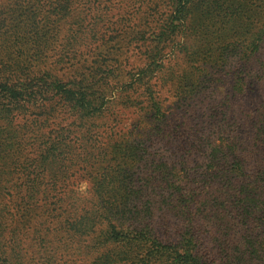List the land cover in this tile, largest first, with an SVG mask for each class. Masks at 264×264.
Wrapping results in <instances>:
<instances>
[{
    "label": "trees",
    "instance_id": "1",
    "mask_svg": "<svg viewBox=\"0 0 264 264\" xmlns=\"http://www.w3.org/2000/svg\"><path fill=\"white\" fill-rule=\"evenodd\" d=\"M34 1L36 10L40 11V6L48 4L42 14H47L46 10L50 15L68 4L67 0ZM103 1L110 3L111 0H88V3L96 6ZM168 2L169 12L155 19L150 31L136 33L142 43L140 50L149 60L148 66L120 87L144 86L147 92L151 91V76L159 70L158 73L163 74L162 86L171 83L176 95L187 100L196 92L201 93L206 82L212 79L201 67L197 72L179 70L178 61L165 70L166 59L161 58L170 54L177 56L179 52H184L186 57V53L191 55V46L184 40L192 32H197L204 40L203 43L199 40L200 50L209 46L210 32L204 18L213 17L215 11L221 12L224 5L204 10L202 0ZM236 4L239 2L228 0L225 23L228 28L241 23L240 34L239 38L228 36V46L240 48L238 53L243 56L237 66H232L237 67L235 71L228 66L218 71L219 74L231 72L233 89L243 93L248 88L246 75L257 73L253 61L263 50L264 36L260 32H264V27L244 36V32L251 31V25L243 24L248 17L243 18V6L236 7ZM261 6L264 8V4ZM85 9L69 18V9L63 14L67 15L64 18L69 26L67 33H73L65 35L55 63L74 67L72 80L63 82L49 71L31 72L22 78L23 70L18 71L9 61L4 63L5 70L0 76V264H209L200 254V236L192 218L185 219L186 227L175 240L161 232L157 220L158 212L161 216L171 210L166 206L179 207L183 214L194 217V207L207 204L228 215L230 230L223 241L226 246H222L227 249L228 264H254V256L247 258L245 253L254 251L256 257H261L255 243L250 240L247 248L240 245L246 235L248 239H258L259 235L253 233L257 227L264 228V154L260 153L262 147L256 142L250 145L249 138L231 136L228 132L231 137L228 145L212 144V152L206 154L202 166L204 169L197 172L196 168L201 166H195L185 170L179 183L173 180V169H167L162 163L144 174L147 182L126 187L120 180L121 170L109 165L103 173L94 176L90 197L74 194V167L80 165L79 169L85 170L91 165L93 169L92 164L99 157L106 159L110 145L101 144L100 134L92 131L77 136L76 129L66 126L63 119L52 123L54 116L47 114L46 103L60 97L57 104L67 101L69 110L82 113L81 118H98L103 106L109 103L104 90L118 85L112 84L111 72L105 66L103 70L101 65L96 68L86 65L89 59L82 48L88 42V33L95 31L93 40L100 39L95 28L88 30L90 24ZM195 11L200 12L198 17ZM44 26L47 30L38 28L36 23L29 32L34 34L33 48L36 40L46 38L43 35L52 30L51 25ZM17 33L14 40L18 52L22 53L21 43H26L22 41V33ZM43 43L47 44L48 40ZM210 47L213 50V46ZM109 59L107 56L103 62ZM188 61L195 68L189 58ZM158 73L155 81L161 80ZM99 83H104L103 88ZM146 97L148 99L138 102L150 105L145 109L144 120L149 122L150 128L161 131V124L166 123L161 102L154 90ZM33 107L43 111L30 113ZM88 123L93 126L91 121ZM101 126L95 127L100 129ZM258 140L260 136L254 141ZM261 142L264 146V137ZM140 149L141 146L129 149L136 161L140 156L135 152ZM199 181L203 182L202 186L197 185ZM206 183H210V189L201 195ZM166 188L172 189L168 197L158 192Z\"/></svg>",
    "mask_w": 264,
    "mask_h": 264
},
{
    "label": "rangeland",
    "instance_id": "2",
    "mask_svg": "<svg viewBox=\"0 0 264 264\" xmlns=\"http://www.w3.org/2000/svg\"><path fill=\"white\" fill-rule=\"evenodd\" d=\"M67 1L66 8L54 11L50 15L46 10L47 14H42L43 9L48 8V4L40 6V11L36 10L37 3L34 0H0V76H3L2 73L5 70L4 63L9 61L18 71L23 70L22 78L31 72L49 71L63 82L72 80L74 67L56 64V54L61 48L60 44L65 35L73 33V31L67 33L69 26L64 18H69L71 14L86 8L87 21L90 24L88 30L95 28L100 39L93 40L95 31L88 33V42L82 48L89 59L86 65L89 68L101 65L103 70L105 66V69L111 72L112 84L118 85L113 89L104 90L109 103L103 106L102 115L98 118L95 116L81 118L82 113L69 110L67 101H60L58 105L57 100L60 97L46 103L47 114L54 116L52 123L63 119L66 126L76 129L77 136L90 134L92 131L100 134L103 141L101 144L110 145L106 159L99 157L100 159L92 164L93 169L90 168L91 165H88L85 170L79 169L80 165L74 167L72 177L74 194L84 198L90 197L94 176L103 173L109 165L121 170L120 180L126 187L147 182V179L143 177L144 174L162 163L167 169H173V180L177 179V183L182 182L180 177L184 176L185 170L195 166H201L196 168L197 172L204 169L202 166L206 160V154L212 152V144H221L224 147L228 145V140L231 139L228 132L231 136L249 138L250 145L256 142L262 147L260 153L264 154V146L261 142L264 137V73H262L264 45L261 55H257L253 61L256 63L257 73L246 75L248 88L243 93L233 89L231 72L219 74L218 71L219 68L227 66L235 71L237 67L232 66H237L239 59L243 56L240 52L238 53L240 48L234 49L228 46V36L239 38L238 26L241 25L239 23L237 26L228 28V24L225 23L228 17V0H202L204 10H212L219 5H224L221 12L215 11L213 17L204 18L206 19L204 24L206 26L208 24L210 32L209 46L200 50L199 40L201 43L204 40L201 35L198 36L197 32H192L184 40L191 46L189 51L191 55L186 53V57L184 52H179L177 56L170 54L161 58L166 59L164 61L166 64L162 63V65L165 64V70L177 61L180 63L179 70L189 69L197 72V69L201 67V71L204 70L205 74L212 79L206 82V87L201 93L196 92L197 95L195 94L193 98L184 100L176 95L171 83L162 86L163 74L158 73L159 70L152 74L151 91L154 90L161 102V110L166 115V123L161 124V131L150 128L149 122L144 120L145 109L148 110L150 105L138 103L148 99L146 94L151 91L147 92L144 86L122 89L120 85L126 84L135 73L148 66L149 60L140 50L142 43L136 38V33L150 31L154 20L169 12L168 0H111L110 3L103 1L96 6L88 3V0ZM236 1L240 4H236V7L243 6V18L246 20L248 17L243 24L251 25V31L244 32V36H250L264 27V8L261 6L264 3L261 0ZM68 9V16L63 15ZM37 13L39 14L35 18L32 17V14ZM197 14L200 12L195 11L196 17H198ZM36 23L38 28L44 27L45 30H47L45 24L51 25L52 30L50 32L48 30L43 35L46 38L36 40L33 48L31 41L34 34L29 32ZM57 29L58 33H56ZM17 32L22 33V41L26 43L25 45L21 43L24 50L22 53L18 52L14 40ZM260 34L264 36V32ZM89 39L92 40L89 42ZM45 40H48L47 44L43 43ZM210 46H213V50ZM195 50L198 51L197 54L192 55ZM107 56L110 58L109 61L103 62ZM29 57H32L33 61ZM188 58L195 68L191 67ZM95 59L97 60L93 61ZM157 73L161 80L155 81L154 77ZM101 85L104 86V83ZM101 85L98 84L103 88ZM42 111L41 108L33 107L30 113L39 114ZM90 121L93 123L92 127L88 123ZM95 126H101V128L98 129ZM258 136L260 140L254 141ZM133 146L142 148L135 152L137 156H140L138 161L133 159V152L129 150ZM197 185L202 186L203 182L199 181ZM202 189L204 191L200 193L201 195L210 189V183H206ZM158 192L168 197L172 189L166 188L165 191ZM166 207L171 210L168 209L161 216L160 212L157 213L162 233L175 240L186 227L185 219L192 218L200 236V254L204 255L209 264H228L227 249L222 246H226V242L223 243V241L228 238L230 229L228 215L222 209L208 204L203 207L198 205L194 207V217H188L180 211L179 207L174 209L171 206ZM257 228L253 235H259L258 239H248L250 237L246 235V240L240 246L247 248L250 246V240L253 241L261 257H256L254 251L246 252L245 255L247 258L254 256V264H264V228Z\"/></svg>",
    "mask_w": 264,
    "mask_h": 264
}]
</instances>
